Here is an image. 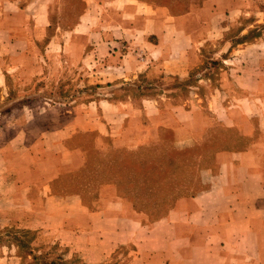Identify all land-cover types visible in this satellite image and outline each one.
<instances>
[{
  "label": "crops",
  "instance_id": "obj_1",
  "mask_svg": "<svg viewBox=\"0 0 264 264\" xmlns=\"http://www.w3.org/2000/svg\"><path fill=\"white\" fill-rule=\"evenodd\" d=\"M39 1L0 0V92L5 98L11 96L7 97L11 71L40 75L50 54L36 48L44 32L36 33L39 27L32 18L37 14L28 13ZM249 1L206 0L195 13L174 14L164 4L110 0L118 16L116 28L85 32L96 37L97 46L84 53L89 58L103 55L106 59L98 65H106L111 75L95 80L92 95L68 105L56 102L43 107H34L22 96L15 99L20 104L0 109V228L14 225L46 232L50 242L67 246L89 264L124 245L132 247L128 264H248L254 244L261 261L264 33L234 50L228 69L242 71L234 77L227 72L220 78L201 79L199 86L183 93L168 86L157 93L150 89L137 94L121 88L123 79L144 71L150 84L188 76L207 41L219 37L213 31L217 17L234 20ZM221 4L226 8L221 10ZM204 9L206 16L200 14ZM90 13H83L82 21L86 23ZM39 15L43 16L41 11ZM245 54L253 60H241ZM252 115L258 116L253 126ZM218 125L235 128L246 143L234 147L226 142L221 149L212 145L210 160L215 165L197 167L205 187L176 194L157 217L114 185L99 188L88 200L62 181L65 174L86 167L88 148L168 146L190 152L201 148L206 133L214 136L212 128ZM79 134L93 135L90 147L75 140ZM195 154L202 163L203 152ZM0 264H23L22 255L13 245L5 247L0 250Z\"/></svg>",
  "mask_w": 264,
  "mask_h": 264
},
{
  "label": "rangeland",
  "instance_id": "obj_2",
  "mask_svg": "<svg viewBox=\"0 0 264 264\" xmlns=\"http://www.w3.org/2000/svg\"><path fill=\"white\" fill-rule=\"evenodd\" d=\"M46 1H49L47 20ZM109 1L40 0L32 5L28 13L37 14V17L32 18L39 27L36 33L44 32L42 38L36 41V48L42 50V53L49 51L50 54L46 57L45 68L40 75L34 77L32 74H21L18 70L11 71L8 76L10 93L7 97L10 94L11 96L5 98L4 93L0 92V97L4 96L0 99V109L10 104H20L21 101H15V99L22 96L23 101H28L34 107H43L56 102L68 105L92 95L97 86L94 83L95 80H104L111 75L106 65L103 67L98 65V63H104L106 58L103 59V55L89 58L88 54L84 53L91 45L97 46L96 37L86 35L85 32L90 28L107 27L110 30L116 28L115 19L118 17L116 8L111 7L108 4ZM138 1L145 2L147 5L150 3L168 5L174 14L195 13L198 8L206 4V0ZM104 5H106L105 8ZM219 6L221 10L226 8L224 4ZM40 11L43 16L39 15ZM86 11L91 13L90 19L85 23L81 15ZM203 13L205 16L208 15L207 11H200L202 16H204ZM236 14L234 20H229L223 15L217 17L213 31L215 35L219 34V37L207 41L200 62L196 63L197 65L190 70L188 76L182 79L166 77L158 79L159 82L161 81L160 84H150V75L144 71L123 79L125 83L121 85V88L137 94L150 93V89L157 93L161 87L168 86L183 93L193 86H199L201 79L220 78L227 72L230 77L238 75L237 73L242 71L237 70V67L234 72L228 69V60H233L232 53L239 46L255 42L264 33V0L249 1L248 5ZM42 25L44 29L40 30ZM244 56L240 55V59L253 60L249 54ZM239 62L237 60V64H240ZM230 65L233 64L230 63ZM238 67L240 68L239 65ZM154 79L157 81L156 78ZM202 91L205 90L202 89ZM13 99L14 101L10 103ZM253 100L259 106L257 98ZM250 120L252 126L258 124V116L252 115ZM212 131L215 133L214 136L206 133L207 136L205 134L201 140V148L198 150L193 148L190 152L165 145L155 150L114 147L100 151L88 148L89 162L86 167L65 174L62 181L68 189L82 191L88 200L94 199V194L99 188L114 185L119 192L151 210L152 217H157L168 208L176 194L193 193L205 187L198 180L197 167L198 165H215L210 160L212 145L214 148L221 149L226 147V142L234 147L246 143V138L238 136L235 128H224L218 125L212 128ZM257 133L256 130L253 132L256 138ZM92 139V134H79L75 140L90 147ZM196 152H203L202 163L198 162ZM259 231L263 242L260 247L264 251V229ZM49 237L50 235L46 232L20 229L14 225L5 226L0 228V250L13 245L22 255L23 264H52L50 261L61 264H89L67 246L50 242ZM253 247L254 253L248 264H264V252L262 260L259 261L258 245L254 244ZM131 255L132 247L124 245L118 247L104 260L93 264H128Z\"/></svg>",
  "mask_w": 264,
  "mask_h": 264
},
{
  "label": "trees",
  "instance_id": "obj_3",
  "mask_svg": "<svg viewBox=\"0 0 264 264\" xmlns=\"http://www.w3.org/2000/svg\"><path fill=\"white\" fill-rule=\"evenodd\" d=\"M50 263H52V264H55V263H57V264H61V263H59V262H55V263H54L53 261H50Z\"/></svg>",
  "mask_w": 264,
  "mask_h": 264
}]
</instances>
